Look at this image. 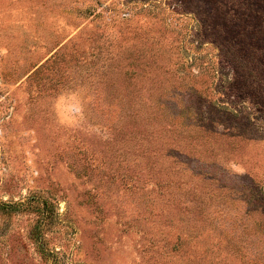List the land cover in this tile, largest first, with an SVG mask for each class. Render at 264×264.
Here are the masks:
<instances>
[{
  "label": "rangeland",
  "instance_id": "1",
  "mask_svg": "<svg viewBox=\"0 0 264 264\" xmlns=\"http://www.w3.org/2000/svg\"><path fill=\"white\" fill-rule=\"evenodd\" d=\"M0 264H264V0H0Z\"/></svg>",
  "mask_w": 264,
  "mask_h": 264
}]
</instances>
